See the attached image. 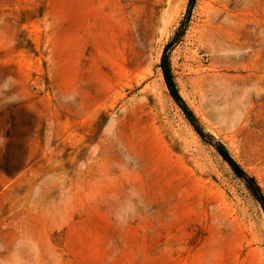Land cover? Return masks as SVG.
Masks as SVG:
<instances>
[{"label":"rangeland","instance_id":"obj_1","mask_svg":"<svg viewBox=\"0 0 264 264\" xmlns=\"http://www.w3.org/2000/svg\"><path fill=\"white\" fill-rule=\"evenodd\" d=\"M218 146L264 193V0H0V264H264Z\"/></svg>","mask_w":264,"mask_h":264},{"label":"trees","instance_id":"obj_2","mask_svg":"<svg viewBox=\"0 0 264 264\" xmlns=\"http://www.w3.org/2000/svg\"><path fill=\"white\" fill-rule=\"evenodd\" d=\"M161 68H162L163 75H164V80H165V83H166V85H167V87L169 89L170 95L173 97V99L177 103H179L183 107V110L185 111L189 121L193 125H196L195 124V119L193 117V114L188 111L187 107L183 104V101H182V99H181V97L179 95L178 89L176 87V84L174 82V78H173V75H172V72H171L170 63H169L167 54H165L163 56L162 63H161ZM196 129L198 131H200L199 128H197V126H196ZM217 150L222 155L224 160L229 163V165L232 168L234 174L245 182V185H246L247 189L250 191L252 196L259 202V204L261 205V207L264 210V193H263L262 189L259 187V185L257 184V182L254 179V177L248 176L246 174V172L241 168V166L234 159L231 158V156L224 149V147L218 146Z\"/></svg>","mask_w":264,"mask_h":264}]
</instances>
